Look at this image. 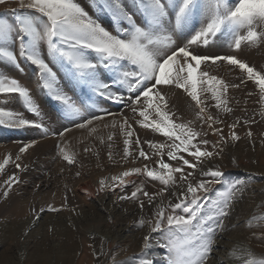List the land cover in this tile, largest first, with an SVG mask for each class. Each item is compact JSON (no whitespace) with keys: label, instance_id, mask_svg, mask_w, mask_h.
<instances>
[{"label":"snow or ice","instance_id":"6c2138e0","mask_svg":"<svg viewBox=\"0 0 264 264\" xmlns=\"http://www.w3.org/2000/svg\"><path fill=\"white\" fill-rule=\"evenodd\" d=\"M8 2L9 0H0V4ZM18 2L19 8L14 10L16 14L11 22L0 18V60H7L18 70H22L24 60L34 66L38 72V83L42 82L50 98L62 106L69 123L76 129L95 131L91 128L93 123L102 122L104 116L111 113L106 110L102 114L91 112L83 107V100L78 107L64 89L75 93V89L80 88L83 96L91 98L87 91L90 89L92 93H98L108 100L122 102L125 100V93L120 92L119 88L110 91L109 81L112 84L117 81L121 85L126 84L127 104L133 113H138V117L142 118L139 120L141 127L150 128L171 142L144 143L155 150L154 155L157 157H163L166 149L169 162L160 158L155 161L158 170L145 164L143 168H132L111 179L116 186L124 187L125 178L143 174L165 186L176 187L175 193L171 188L168 189L170 195L176 196L175 202L169 201L167 208L163 203L157 206L154 220H139L140 227L151 225L150 234L144 237L143 248L150 250L151 233L160 232L167 234L165 241L160 244L168 249L167 264H209L213 243L218 233L226 231L225 221L231 219L232 201L239 189L234 186L229 199L217 201L211 209L205 211L211 203L206 199L210 185L219 183L223 173L218 168L202 170L201 175L212 179L196 182L192 179V172L185 171V166L194 170L202 167L206 160L223 155L227 138L223 136L221 129H214L221 138L210 145L209 140L204 138L207 133L197 131L193 121L179 124L172 122L163 86L174 85L183 89L196 102L198 111L195 119L212 128L217 119L211 114H205L206 107L197 94L193 73L202 63L225 61L239 69L241 83L246 78L258 86L260 100L264 102V72L257 71L235 55L208 56L199 51L201 45L207 47L228 34H231L232 47L236 50H240L242 44L251 45L264 41V30H258L264 29V0H132L133 7H128L124 0H94L101 11L110 13L114 22L120 24V28L114 31L102 26L76 0ZM20 9L32 12L25 16ZM36 13L40 14L39 17H36ZM242 29L246 30V34H241ZM165 32L170 35L161 39L160 33ZM177 33V39L186 42L176 43L173 47L172 35ZM16 41L18 51L9 50V42L15 45ZM165 44L166 47L161 46ZM173 65L175 74L172 71ZM101 67L111 72L112 77L100 71ZM59 71L63 75L58 78ZM200 76L208 77V73L201 72ZM60 79L64 80L63 87L59 84ZM210 79L215 83L207 89L202 88L201 92H210L219 109L226 101L223 99V92L217 91L216 85L222 90H226L229 85L216 77ZM231 86L239 87L238 84ZM0 94H17L23 98L29 110L38 112V106L28 88L14 78L0 77ZM153 109L155 115L150 120V110ZM3 117H9V122L17 125L33 124L20 114L0 109V124L5 123ZM33 126L41 127L40 124ZM61 127L63 130L52 134L63 139L71 129L63 125ZM122 127L126 135L124 156L131 155L130 146H135L140 158L150 160L151 157L141 147L139 138L131 140L133 130L126 117L123 118ZM229 127L235 129L236 123ZM197 137L199 140H196ZM230 139L236 141L239 136L233 131ZM209 145L211 151L208 150ZM29 147L31 144H25L20 152L23 153ZM185 154L193 159L186 158ZM9 159L10 157L0 163V170L9 163ZM64 159L72 162L67 154ZM171 161H175L176 166H172ZM16 167L19 168L20 165L17 164ZM14 182L16 178L10 177L6 183L10 187ZM100 185L103 189L105 181L101 180ZM140 195L147 197L148 204H154L156 197H162L164 192L161 190L150 194L143 185H139L130 196H121L119 199L137 201L143 209L145 201L140 199ZM191 238L203 242L195 252L190 253L184 250V246ZM259 238L264 243V235ZM100 255L103 253H99L98 257ZM141 264L154 262L148 257H142ZM239 264H264V259L258 260L255 253L247 251L246 256L239 258Z\"/></svg>","mask_w":264,"mask_h":264},{"label":"bare ground","instance_id":"6f19581e","mask_svg":"<svg viewBox=\"0 0 264 264\" xmlns=\"http://www.w3.org/2000/svg\"><path fill=\"white\" fill-rule=\"evenodd\" d=\"M79 1L84 2L85 6L88 5V0ZM125 2L128 7H133L132 0H126ZM3 6H13V3L11 2ZM133 10L135 11V8ZM241 34H246V30L242 29ZM166 35H170V33H160L161 39ZM177 35L178 33L172 35L173 47L176 43L182 44L186 42L178 40ZM161 46L166 47L167 45ZM199 51L208 56L240 55L239 59H242L257 71L264 72V41L251 45L242 44L241 49L236 50L232 47L231 34H228L226 37L216 39L207 47L201 45ZM100 71H103L108 77H112L113 75L102 67ZM172 71L175 74V65H173ZM201 72L208 73V77L201 78ZM211 77H216L218 80H222L225 84L229 85L226 90H222L219 85H216L217 91L223 92V99L226 101L225 105L219 109L215 106L216 101L212 99L210 92H201L202 88L207 89V87L215 83V81L210 79ZM193 78L196 81L197 94L206 107L205 114H211L217 119V123L212 125V128H209L207 124L196 120L195 114L198 111L196 102L183 89L176 88L174 85L163 86L168 109H171L170 119L177 124L193 121V126L197 131H200L202 134L207 133L204 138L209 140L210 145L216 143L221 138V135L216 133L214 129H221L223 136L227 138V144L224 146L223 155L206 160L202 167L194 170L188 169L185 166V171L192 172V179L196 182L212 179L211 177L201 175L202 170L206 171L209 168H218L223 173L219 183L210 185L212 194L209 197L207 195L206 199L211 201V203L208 204L205 211L211 209L215 202L229 199L234 186L239 189L235 192V199L232 201L231 219L225 221L227 225L226 231L222 234L218 233L215 238L213 251L209 257V264H239V258L247 254V251L242 247L243 245L248 246L253 253L255 252L256 259H264V243L259 238L261 235H264V102L260 100L259 88L246 78L245 82L241 83L239 69L228 65L225 61L202 63L200 68L193 73ZM109 83L111 84L109 90L115 91L116 88H119L120 92L125 93V100L115 102L99 96L98 93H92L90 89L87 90L91 97L88 99L94 104V110L91 112L102 114L106 110L111 115H105L102 122H94L91 128L95 129V131L76 129L74 126L69 127L71 131L66 132L63 139L57 137L51 141L54 144V147H52L54 158L56 154H59L60 158H64L63 156L67 154L72 159L75 156L79 159H84L88 167L94 164L98 165L99 163L103 165L105 162L103 152L108 149L111 155L110 166H114L116 163H113L112 160H114V157L121 155L125 148L124 140L126 139V135L124 127H122L123 118L125 117L128 119L129 124V120L134 119L135 121V124L131 126L133 130L131 140L134 141L136 138H141L144 142L155 141L157 143H164L167 141V138L162 134L154 133L150 128L141 127L139 120L142 118L138 117V113H133L127 104V85H121L118 81L112 84L111 80ZM233 84H238L239 87H232L231 85ZM40 101H34V103L44 113V120L50 128L54 125L55 120L52 116H47L46 107L42 104L43 100L42 102ZM153 104L155 105V97H153ZM226 109H231V111H227ZM154 115V109L150 110L149 119L151 120ZM245 121L248 122L245 123ZM233 123H236L235 129L229 127ZM105 124L109 126L106 127ZM113 124L115 126H112ZM233 131L239 136V140L232 141L230 139ZM249 132H251V136H249ZM47 138L35 137L31 140L29 138H12L5 147L1 148L0 152L14 150L15 147L24 146L29 143H42ZM196 140H199V137ZM45 142L47 143V141ZM144 142H141V147L147 149V153L151 159L147 161L141 158V160L145 163L149 162V167L157 168L158 170V165L155 161L160 158L165 162H169L166 149L163 157H157L154 155L155 150L149 148L148 144ZM167 142L171 143L170 141ZM210 145L208 146V150L211 151ZM35 147L33 145L32 148ZM130 153L133 154L131 157L135 159L140 158L135 146H130ZM186 158L193 159L187 155ZM64 163H69V161L64 159ZM171 164L172 166H176L175 161H171ZM63 167L65 170H69L66 165ZM132 168H126L120 175ZM47 169H31L24 174L22 173L21 189L25 190L30 187L41 189L51 186L52 183L48 177ZM74 170L77 169L75 168ZM16 172L15 167L7 168L5 171L0 170V181H9L10 177H15ZM90 175L94 176L95 174ZM176 175L179 176V174ZM106 181L107 185L99 194H95L94 192L87 194L88 185L85 180L78 181L76 185L72 186V190L67 191V198L69 199L85 198L86 200L91 198V204L95 210L94 213L102 220V223L98 226V233L92 235L93 249L91 251L84 249V253L77 257L73 264H141L142 257L150 258L154 264H167L168 249L160 246L165 241L167 234L160 232L151 233L150 250H145L143 248L144 237L150 234L151 225L146 224L139 230L135 221L140 219L154 220L157 206L163 203L167 208L169 201L175 202L176 196L170 195L168 189L171 188L172 192L175 193L176 187L172 185H162L160 187L157 185L158 183H150L151 181L148 182L140 175H132L125 178L126 186L124 187H119L115 184L111 185L108 183V180ZM139 185H143L144 189L150 194H156L163 190L164 195L162 197L157 196L154 204H148L147 197L140 195V199L145 201L143 209H141L137 201L119 199L121 196H130L135 187ZM18 194L20 193L18 192ZM20 199V197L12 195L0 196V249H3L6 240L9 238L16 239L14 238L16 235H12L13 232H10L8 228L5 230L3 217L4 215L21 211V207L17 202ZM43 214H45V209L40 211L35 219L29 220L26 223L25 233L27 231L28 234V230H31L39 223ZM30 235L32 234L30 233ZM19 238L15 241V248L19 247ZM202 242V240L191 238L190 242L185 244L184 250L190 253L195 252L197 246ZM33 246V243L30 241L24 245L23 249L26 250L24 256L28 257L30 255V249ZM75 249L74 247L71 251L73 252ZM99 253H103V255L98 257ZM32 264L35 263L33 262Z\"/></svg>","mask_w":264,"mask_h":264},{"label":"rangeland","instance_id":"374dc122","mask_svg":"<svg viewBox=\"0 0 264 264\" xmlns=\"http://www.w3.org/2000/svg\"><path fill=\"white\" fill-rule=\"evenodd\" d=\"M125 1L126 0H124V2ZM11 2L13 3V6H3ZM76 2L88 11L94 19H97V21L107 30L114 31L120 28V24L114 22L111 14L101 11L96 6V3H94V0H88V5L86 6L84 2L79 0H76ZM8 3L0 4V18H6L11 22L16 14L14 10L19 8V2L18 0H9ZM20 11L23 12L25 16H28L32 12V10L28 9H20ZM35 15L36 17H39L40 14L36 13ZM8 48L9 50L18 51V41H16L15 45L9 42ZM235 56L238 59L241 57L240 55ZM22 64V70H18L7 60H0V77L6 76L8 79L14 78L21 85L27 87L33 101H40L41 99L40 102H42L43 100L44 103L42 102V104L46 107L45 109L48 113L47 116H52L55 121L54 125L49 128V125L44 120V113L40 108H38V112L34 113L29 110L23 98L19 97L17 94H0V109L11 111L14 114H20L24 119L33 122V124L30 125H17L9 122V117H3L2 119L5 120V123L0 124V150L5 147L12 138H29V140H31L35 137H48L42 141V143L40 142L41 144L29 143L32 147L33 145L36 147H29V150L27 148L23 153L20 152V149L23 146L15 147L14 150L11 149L7 152H0V163H3L6 158L10 157L9 163L1 171L14 167L17 171L14 175L16 182L12 183L10 187L7 185V181H0V190H2L0 196L4 195L6 191L7 195L21 198L17 201L18 205L21 207V211L14 214L4 215L3 217L5 230L8 228L10 232H13V234H11L13 236L16 235L14 237L16 239L20 237L19 247L15 248L14 246L16 244V239L9 238L6 240L5 246L3 249H0V264H32L33 262L35 264H73L77 257L84 253V249L88 251L93 249L92 235L98 233V226L102 223V220H100V218L96 216L97 214L94 213L95 210L91 204V198L86 200L85 198L69 199L67 198V191L72 190V186L76 185L78 181L85 180L88 185L86 193L94 192L95 194H99L107 185L106 180H108L109 184L114 185L111 178L119 176L123 170H126V168H143L145 164L150 166V163H145L141 158L135 159L131 157L133 154H131L130 157H125L123 152L121 155L114 157L112 162L116 164L110 166L111 155L108 152V149L103 152L105 158L104 163L106 166L104 163L103 165L99 163L98 165L94 164L93 166H90L91 169L87 166L84 159H79L77 156L72 159L71 163H64V158H60L61 156H58L59 154H56V157L54 158V155L52 154V147H54V144L51 141L58 136H54L52 133L57 130H63L61 127L62 125L68 128L73 126L69 123V119L63 111L62 106L50 98L47 90L43 88L42 82L38 83V72L34 69V66L26 60L22 61ZM54 70L56 69L54 68ZM62 75V71L57 72L58 78ZM59 84L63 87L64 80L60 79ZM64 90L72 100L76 102L78 107L81 106L80 101L83 100V107H86L89 111L94 110V104L88 99V97L82 95V90H80V88H76L75 93L68 92L67 89ZM13 119H15V117H13ZM129 121L131 126L135 124L134 119ZM34 124H40L41 127L33 126ZM45 141H47V143ZM140 141L144 142L142 139ZM31 148L32 150H30ZM144 150L147 152L146 148H144ZM27 153H30L31 155L29 154V156ZM17 164L20 165L19 168L16 167ZM64 165H66L69 170H65L63 167ZM46 166H48V169ZM44 168L47 169L48 177L52 183L51 186L41 189H36L35 187H30L25 190L21 189V176L25 172H28V170L30 171L31 169L39 170ZM75 168L77 170H74ZM90 174L95 175L92 176ZM140 176L148 182L151 181L150 183H158L157 185L160 187L163 185L159 181H154L146 175L141 174ZM101 180L105 181L103 189L100 185ZM18 192L20 194H18ZM210 194H212L211 189L207 193L208 197ZM43 209H45V214H43L42 219H40L39 223L34 228L28 230V234L27 231L25 233L26 223L29 220L35 219L38 213ZM50 209L57 210L53 211ZM135 224L139 230L142 229V227L139 226V220H136ZM30 233L32 235H30ZM29 241L32 242L34 246L30 249L31 253L27 257L24 256L26 250L23 249V247L27 242L29 243ZM74 247L76 249L72 252L71 250ZM242 247L246 251H252L246 245H243Z\"/></svg>","mask_w":264,"mask_h":264}]
</instances>
